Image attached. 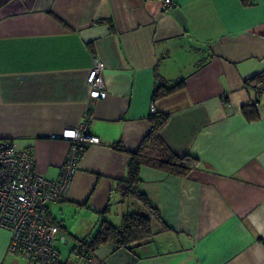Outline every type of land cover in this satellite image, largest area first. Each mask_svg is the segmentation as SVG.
Instances as JSON below:
<instances>
[{"label":"crops","instance_id":"obj_1","mask_svg":"<svg viewBox=\"0 0 264 264\" xmlns=\"http://www.w3.org/2000/svg\"><path fill=\"white\" fill-rule=\"evenodd\" d=\"M0 0V140L30 151L37 175L58 182L69 151L60 136L85 122L87 144L61 202L59 264H264V0ZM104 66V100L86 78ZM162 81L184 87L155 97ZM151 108L154 112H151ZM156 116L159 136L198 165L186 176L143 165L138 189L158 211L150 242L104 244L78 256L102 221L120 227L118 183ZM0 264H30L8 254ZM85 251V250H84ZM86 254V251L84 252Z\"/></svg>","mask_w":264,"mask_h":264},{"label":"built area","instance_id":"obj_2","mask_svg":"<svg viewBox=\"0 0 264 264\" xmlns=\"http://www.w3.org/2000/svg\"><path fill=\"white\" fill-rule=\"evenodd\" d=\"M164 6L170 8L172 2L165 0ZM103 70V64L94 60L86 78L92 100L106 98ZM151 112H154L153 108ZM84 119L79 126L66 128L60 136H52L68 141L70 145L58 182L36 174L30 151L0 140V228L10 234L8 254L30 264H59L55 244L60 229L48 220L47 204L64 199L85 146L99 143L98 138L87 130L88 113L84 114ZM84 250L80 249L78 256L86 259Z\"/></svg>","mask_w":264,"mask_h":264},{"label":"trees","instance_id":"obj_3","mask_svg":"<svg viewBox=\"0 0 264 264\" xmlns=\"http://www.w3.org/2000/svg\"><path fill=\"white\" fill-rule=\"evenodd\" d=\"M246 86L260 90L264 84V75H256L246 81ZM184 87V81L166 85L160 81L155 87V97H166ZM151 132L142 142L139 150L130 154L127 167V177L118 183V191L123 199H136L145 209V214L126 213L123 215L120 227H114L107 221H102L99 228L90 237L81 242L80 248H85L86 255L93 253L98 247L112 243L118 248L128 251L145 245L153 237L154 225L161 222L158 211L153 208L146 197L139 192V172L143 165L163 170L169 174L186 176L198 165V160L191 155H178L171 151L159 136V131L166 122V117L156 116Z\"/></svg>","mask_w":264,"mask_h":264},{"label":"rangeland","instance_id":"obj_4","mask_svg":"<svg viewBox=\"0 0 264 264\" xmlns=\"http://www.w3.org/2000/svg\"><path fill=\"white\" fill-rule=\"evenodd\" d=\"M133 206L134 204L131 203L130 200L125 201V204H124L125 213H137L136 209Z\"/></svg>","mask_w":264,"mask_h":264}]
</instances>
